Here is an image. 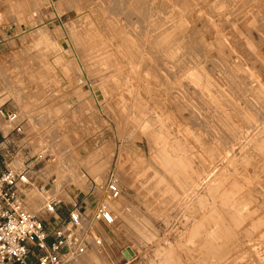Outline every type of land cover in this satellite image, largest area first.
<instances>
[{
	"label": "rangeland",
	"instance_id": "obj_1",
	"mask_svg": "<svg viewBox=\"0 0 264 264\" xmlns=\"http://www.w3.org/2000/svg\"><path fill=\"white\" fill-rule=\"evenodd\" d=\"M0 105L32 195L117 174L72 264H264V0H0Z\"/></svg>",
	"mask_w": 264,
	"mask_h": 264
},
{
	"label": "built area",
	"instance_id": "obj_2",
	"mask_svg": "<svg viewBox=\"0 0 264 264\" xmlns=\"http://www.w3.org/2000/svg\"><path fill=\"white\" fill-rule=\"evenodd\" d=\"M2 123L10 125L6 132L2 131ZM23 130L24 119L18 110L0 105V149L13 142L11 134L19 135ZM21 156V162H13L17 154L6 148L1 161L0 264H72L91 247L101 248L96 226L115 223L109 203L121 193L116 172L111 169L102 180H91L93 207L88 213L83 202L77 201L78 193L66 203L59 195L49 194L33 211L32 191L39 194L51 187L38 182L32 165L26 162L29 156ZM62 204L68 207L67 213L58 218L57 207Z\"/></svg>",
	"mask_w": 264,
	"mask_h": 264
},
{
	"label": "crops",
	"instance_id": "obj_3",
	"mask_svg": "<svg viewBox=\"0 0 264 264\" xmlns=\"http://www.w3.org/2000/svg\"><path fill=\"white\" fill-rule=\"evenodd\" d=\"M2 129H3L4 132H6L9 128L4 127V124H3ZM11 140H13V139L11 138ZM11 143H14V142H11ZM11 143L6 146L7 150L10 149L9 146L11 145ZM1 147H3V145H1ZM6 148H1L0 149V169L2 168L1 159L3 158V155H4L5 151H6ZM59 189H61V188H59ZM77 193H78L77 201L83 202V205H84V208H85V212L88 213L89 211H91V209L93 207V199L90 196H87L86 194H80V192H77ZM32 196H33L32 208L33 209H38L42 200L40 199V197L35 196V194H33ZM64 202L66 203V201H64ZM67 209H68V207L66 206V204H64V205L62 204L61 206L59 205L57 207L58 218L65 217L66 213H67ZM44 217L48 219L47 215H44Z\"/></svg>",
	"mask_w": 264,
	"mask_h": 264
},
{
	"label": "water",
	"instance_id": "obj_4",
	"mask_svg": "<svg viewBox=\"0 0 264 264\" xmlns=\"http://www.w3.org/2000/svg\"><path fill=\"white\" fill-rule=\"evenodd\" d=\"M124 255H126V256H127V253H126V252H124Z\"/></svg>",
	"mask_w": 264,
	"mask_h": 264
},
{
	"label": "bare ground",
	"instance_id": "obj_5",
	"mask_svg": "<svg viewBox=\"0 0 264 264\" xmlns=\"http://www.w3.org/2000/svg\"><path fill=\"white\" fill-rule=\"evenodd\" d=\"M227 229V228H226Z\"/></svg>",
	"mask_w": 264,
	"mask_h": 264
}]
</instances>
